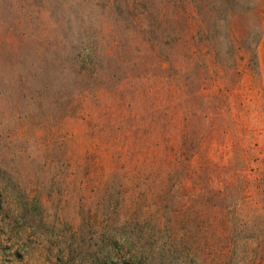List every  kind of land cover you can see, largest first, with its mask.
Instances as JSON below:
<instances>
[{
  "label": "rangeland",
  "instance_id": "rangeland-1",
  "mask_svg": "<svg viewBox=\"0 0 264 264\" xmlns=\"http://www.w3.org/2000/svg\"><path fill=\"white\" fill-rule=\"evenodd\" d=\"M0 264H264V0H0Z\"/></svg>",
  "mask_w": 264,
  "mask_h": 264
}]
</instances>
